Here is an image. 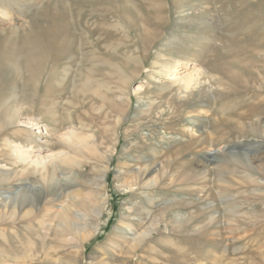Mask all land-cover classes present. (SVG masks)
<instances>
[{"label": "rangeland", "instance_id": "obj_1", "mask_svg": "<svg viewBox=\"0 0 264 264\" xmlns=\"http://www.w3.org/2000/svg\"><path fill=\"white\" fill-rule=\"evenodd\" d=\"M158 61L204 70L184 91ZM262 135L264 0H0V226L15 229L3 200L23 183L37 185L33 224L82 216L78 232L45 229L36 258L264 264ZM15 144L65 151L59 182L18 166ZM11 241L0 233V261L20 264Z\"/></svg>", "mask_w": 264, "mask_h": 264}, {"label": "bare ground", "instance_id": "obj_2", "mask_svg": "<svg viewBox=\"0 0 264 264\" xmlns=\"http://www.w3.org/2000/svg\"><path fill=\"white\" fill-rule=\"evenodd\" d=\"M164 62L165 63H163V62L161 63L160 61H158V62H155V65L157 64L158 66L161 67V69L159 70L160 72H162L161 74L171 76L170 78H171L172 82L174 84L179 83L178 84L179 88L183 89L184 91H189L191 89H194V87L200 81L201 76H202V71L204 70L203 67H196V66L192 67L190 65V63L187 61H184V62L183 61H181V62L177 61L176 63H173V64L170 61H164ZM183 72H184V74H182ZM243 116H244V119L248 120L255 115H254V112L246 111V113H244ZM9 119L13 120V122H15L16 124L21 122L19 120L17 112H14L13 114H11L9 116ZM31 121H32V119L29 118L28 121H23L22 123H25L26 125H29V127H31V124H34L35 120L32 122ZM45 126L48 127L47 124H45ZM249 126L250 127H248V126L243 127L242 126L241 128L244 131H246L247 133H250L249 136L250 135L257 136V130L258 129L256 130L254 125H249ZM40 132L34 133V131H33L32 136H34V135L39 136ZM238 132H239V130H238ZM63 135L66 139L70 140V142L72 140L78 141V135L74 131L64 133ZM261 137H262L261 139L264 140V135H262ZM197 141H199V140H197ZM242 145L243 146L251 145L250 140L245 142V143H242ZM31 147H26L23 144L12 145L11 149L13 150V152H15V155H16V162L15 163L18 166H21L22 169L26 168L27 166H29V167L32 166L36 173L37 172L41 173L44 176L45 180H48V184L56 185L59 182V180H57L55 178L57 171L59 169L61 170L63 168H66L64 166L69 163L68 162L69 157L67 156L66 152L60 151L59 154H55L52 152L42 153L41 151H38V150L37 151L32 150ZM230 153H232V152H230ZM50 166H52L51 172L49 171ZM62 181L66 182V183L72 182V180L67 181V179H62ZM18 187H19V189L15 192V194L20 193L19 199L14 198L12 196H9L3 200L6 204H8L10 202H14L13 203L14 206L10 212L9 217H10L11 221L14 223V225H12V226L15 229L13 230L14 232L13 231L10 232L7 230L6 227L0 226V229H2V231H3V232H0L2 239L7 241V243L9 242L10 239L12 241L13 240L17 241L16 244L17 243H18V245L20 244L21 248H23V246H24V249H22V252H20V254H22V253L24 254L23 257L20 256V257H22L21 258L22 263L19 262L20 264H37L38 260H40V261L42 260V264H58V262H60L63 259V257H61L59 255H55L54 253H52L53 254L52 258L49 260L46 259V256L50 254V249H48V250L44 249L42 254L40 253L43 256L36 258L37 256L35 253L37 251L36 249L38 248L37 245L41 244L45 248V246L48 243V234H47V232H45L46 231L45 229H47V230L58 229L60 226L63 225L62 221H65V220L67 221V225H66L67 227L69 224V232H70V228L72 229L73 232H75V231L78 232L80 227H79V224L73 225V223H75L74 216L81 218L82 217L81 213L78 212V214H74L68 210L69 207L68 208L63 207L62 210L57 213V216H58L57 217V219H58L57 225H55V224L52 225V223L46 224L45 221H39L38 222L39 225H42V226H39L38 224H33V223H35V221H37L36 219H38L39 217L37 214V210H35V208H34L36 199L28 196L29 191H30V190H28V188L37 187V185H35V184L33 185L31 183H29V184L23 183ZM25 204H28L29 206L31 205V208H29L26 211L18 212V207L20 205L22 206ZM92 207L94 209H96V206L93 205ZM5 217H6V213L0 211V224H1V222L7 220V218H5ZM43 217H45V215H43ZM24 227H26L25 231H24ZM43 229H44L45 233H43ZM81 229H83V228H81ZM72 231L70 232V234L73 233ZM69 239H72V236ZM12 241L9 244H14V243H12ZM73 246H75V245H73ZM50 248H52V246H50ZM55 252H56V250H55ZM27 259H29L28 262L26 261ZM68 259L70 261H72L70 258H68ZM77 262H78V260H77ZM0 264H13V263H10V262L5 263V262L0 261Z\"/></svg>", "mask_w": 264, "mask_h": 264}]
</instances>
